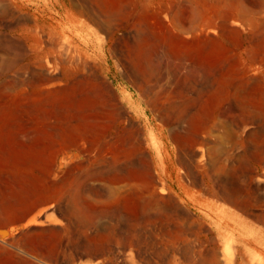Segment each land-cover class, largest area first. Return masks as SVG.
I'll return each instance as SVG.
<instances>
[{"label": "rangeland", "instance_id": "rangeland-1", "mask_svg": "<svg viewBox=\"0 0 264 264\" xmlns=\"http://www.w3.org/2000/svg\"><path fill=\"white\" fill-rule=\"evenodd\" d=\"M49 186L0 264H264V0H0V214Z\"/></svg>", "mask_w": 264, "mask_h": 264}, {"label": "crops", "instance_id": "crops-1", "mask_svg": "<svg viewBox=\"0 0 264 264\" xmlns=\"http://www.w3.org/2000/svg\"><path fill=\"white\" fill-rule=\"evenodd\" d=\"M72 15L79 16L80 11H69ZM12 208L17 203V209H10L0 214V228L4 231H11L13 228L26 224L29 219L41 212L51 203L50 186L46 191L43 189L31 191H18L17 198L7 194L3 196ZM17 199V203H11ZM33 224L32 222H30Z\"/></svg>", "mask_w": 264, "mask_h": 264}, {"label": "bare ground", "instance_id": "bare-ground-1", "mask_svg": "<svg viewBox=\"0 0 264 264\" xmlns=\"http://www.w3.org/2000/svg\"><path fill=\"white\" fill-rule=\"evenodd\" d=\"M11 1L14 2L15 0ZM65 77L71 85L65 86L64 90L68 92L67 96L69 98L65 99L62 104L68 107L71 105L73 106L75 103H84L86 98L96 94L100 88H104L105 90L109 89L107 82L101 75H92L79 81L69 73L66 74ZM86 86L89 88L87 89ZM32 223H34V221H32Z\"/></svg>", "mask_w": 264, "mask_h": 264}]
</instances>
